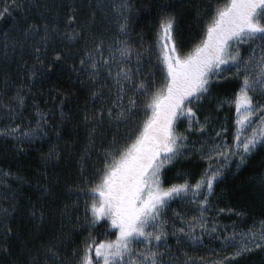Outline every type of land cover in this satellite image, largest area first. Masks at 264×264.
<instances>
[{"label": "snow or ice", "instance_id": "6c2138e0", "mask_svg": "<svg viewBox=\"0 0 264 264\" xmlns=\"http://www.w3.org/2000/svg\"><path fill=\"white\" fill-rule=\"evenodd\" d=\"M16 6L22 15L0 38V64L4 66L0 94L11 92V102L3 105L5 115L11 119L0 133L20 141L17 154L30 150L25 144L37 150L36 138L48 135L44 131L50 127L48 110H41L33 101L36 122L29 119L30 127H25L23 133L21 124L15 122L17 112L22 111L35 80L58 71V66L71 57L79 87L87 93L80 105L79 121L72 127L85 126L87 141L77 158L80 178L64 190L85 197L84 218L82 223L77 212L72 227L63 226L70 219L68 213L78 210L80 201L60 202L59 174L50 179L47 169L58 165L61 152L58 143H50L46 152H39L44 170H36L35 180L25 178L19 171L3 170L5 177L16 175L19 184L4 196L11 202L0 207V254L6 258H0V264H235L236 259L253 249H264V221L259 232L255 223L239 234L235 229L232 233L225 231L220 237L221 247L232 251L210 261L204 257L193 260L187 253L181 260L167 244L165 230V214L173 201L197 205L199 215L186 220L181 216L183 226L173 225V235L177 244L203 246L202 235H197L196 230H208L204 209L211 204L214 185L223 176L227 161L235 160L239 168L250 154L264 146V0L198 4L194 19L199 39L186 36L179 26V5L175 0H157L159 23L154 40L145 44L141 38L139 48L129 42L134 13L128 0L111 5L118 17V33L107 41L93 27L96 10H102L103 4L95 5L83 19L78 15L82 6L75 0H35L34 4ZM33 8L34 17L29 14ZM7 11L0 10V17ZM77 41H82L78 49L67 46ZM188 41H194L190 47H186ZM77 52L79 60L75 59ZM145 58L151 67L142 73ZM14 69L20 70L16 79ZM157 70L161 73L160 83L155 77ZM149 75L151 81L147 79ZM220 82H232L234 89L231 94L217 97L216 104L217 111L225 103L235 106L231 141L227 116L213 117L211 112H206L203 119L200 116L204 99L212 98L213 85ZM54 91L60 96L55 108L61 109V119L53 125L59 141L64 123L72 119L62 109L65 97L71 98L72 93L59 88ZM138 97L143 100L138 102ZM52 99L55 101V96ZM216 120L221 123L216 124ZM181 122L185 126L178 131ZM193 132L199 140H189ZM64 143L71 151L73 141ZM93 150L97 156L92 160L90 180L84 174V161L92 158ZM194 154L206 162L195 181L189 170L178 168L177 176L183 179L165 185L168 169L185 163ZM253 180L264 196V169ZM25 186L31 192H23ZM49 213L53 221L59 213V228L42 227ZM173 213L179 215L175 210ZM101 225L103 231L94 235L93 229ZM215 227L214 224L212 235H216ZM84 228L88 232L69 252L75 233ZM110 232L115 233L114 237L107 235ZM101 235L107 238L100 239ZM93 250L94 257L90 254ZM218 251L212 246L208 255Z\"/></svg>", "mask_w": 264, "mask_h": 264}, {"label": "trees", "instance_id": "16d2710c", "mask_svg": "<svg viewBox=\"0 0 264 264\" xmlns=\"http://www.w3.org/2000/svg\"><path fill=\"white\" fill-rule=\"evenodd\" d=\"M66 3H71L72 0H65ZM157 0H128V3L132 6L133 15L131 17V32L129 33L130 40L136 48L140 47V40L147 44L149 41L154 40L156 26L159 23V17L155 8ZM176 4L179 5L177 8L179 16V26L183 30L184 34H189L199 39V26L196 24L194 19L195 9L198 4L214 2V0H175ZM23 3L25 6L34 4L35 0H0V10L7 9L8 11L0 17V38L4 33V30L16 19H19L22 13L19 10V5ZM75 3L81 5L78 13L79 17L87 16L97 4H103L102 10L97 9L95 13V23L93 27L96 33L103 34V37L107 41L108 39L114 38L118 33V24L116 23L118 17L116 11L111 8L113 3H119V0H75ZM63 12V9H61ZM29 14L35 16V9H30ZM21 23L23 21L21 20ZM2 42V39H0ZM194 41H188L186 47H190ZM82 44V41H77L73 44H68V47L78 49ZM80 54L77 52L75 59L79 60ZM72 58L70 57L61 65L58 66V71L52 72L44 79H36L32 85V93L27 96L26 102L22 107V111L18 110L16 123L21 124L20 132L23 133L25 127H30L28 120L31 119L36 122V116L33 111V101H36L41 110L47 109L49 112L48 120L50 127L45 128L44 131L48 133L43 139L37 137L35 141V149L32 145L25 144L30 150L27 152H20L17 154L16 145L20 143L19 140L13 139L11 136H5L0 133V207H3L5 203H10L11 200H4L6 193L10 194L12 189L19 184V180L16 175L5 177L3 170L11 169L13 173L19 171L20 175L25 178L31 177L33 180L36 179L35 172L37 169L43 171V161L39 159V152H46L50 143H58L60 148V160L58 165L53 168L48 167L49 178L52 175L59 174L61 183L59 184L57 191L61 193L60 202L71 204L74 200H79V208L73 209L68 213L69 220L63 222V226L66 229L72 227V222L75 221L77 212H79L81 222L83 223L84 218V199L85 197H77L74 192H68L64 189L67 185H72L77 182L81 174V166L77 162V158L80 155L81 149L84 147L87 141V129L81 125L79 128L72 127L80 118V105L83 104L87 93L79 87V77L74 69L71 68ZM31 60H29V64ZM133 66H135V60H133ZM46 67V65H45ZM151 63L148 58L143 61L142 73L149 71ZM4 71L3 64H0V72ZM19 69L13 70V79H16V72ZM27 72V69L24 70ZM155 77L157 83L161 81V73L155 71ZM149 81L152 80V76H147ZM19 82V80H17ZM25 82L27 80L25 79ZM55 88H59L62 92H71V98L65 97L62 109L64 113H70L72 119L64 123L61 132L60 140L57 141L55 137L54 124L56 121L61 119L60 108H55L56 104L60 103V96L54 91ZM232 82H220L213 85L211 96L214 100V105L217 104V97L223 96L228 93L231 94L233 91ZM55 96V101L52 97ZM11 92L7 94H0V128H4L9 125L10 117L5 115L6 110L3 105L10 103ZM207 98V97H206ZM205 98V99H206ZM204 99V100H205ZM142 97H138V102L142 101ZM53 109L54 112H53ZM204 112H211L213 117L227 116L228 120V139L231 141L232 129H233V117H232V106L228 107L227 103L223 105L222 110L217 111L211 103H207L204 107ZM204 116V115H203ZM201 116V119H203ZM259 119V117H257ZM216 124H220V120L215 121ZM179 130H183L185 124ZM178 130V131H179ZM109 135L111 133L109 132ZM196 138L199 140V136L196 133L189 134V140ZM66 140H72V148L69 151L68 146L64 143ZM91 159L84 161V174L91 180V166L92 160L96 158V151L93 150ZM219 163L224 164L225 161L220 160ZM206 162L201 160L199 155H193L182 165H175L168 169L177 172L178 168L187 169L192 168L191 180L194 182L195 178L199 176L200 170L205 166ZM197 169V170H196ZM264 169V146L257 148L250 156L246 159V162L236 167L235 160L227 161L224 169L223 176L218 179L214 185V194L211 198V204L208 208L204 209V218L206 222L207 231L201 233L199 227H197L196 234L202 235L203 246L198 248H192L184 244H177V238L173 235V225L176 228L183 226L181 224V216L186 220L188 217L198 216L200 209L197 205L191 203H185L177 199L173 201L168 208L166 218L168 220L167 228L165 229L168 235L167 244L173 248L174 251L179 253L180 259L183 260V253H187L189 257L195 260L196 257H204L205 261H210L215 258L219 260L221 256H226L227 252L232 251V248H222L220 237L224 235L225 231L232 233L235 229L239 234L241 231L248 229L253 223H255L256 230L259 232L261 221H264V196H262L259 184L253 180V176ZM196 170V171H195ZM168 171L164 174V178L169 177L170 183L180 182L183 177L175 176L171 178ZM170 183H166L170 184ZM23 192H31V189L27 186L23 188ZM33 193V198H35ZM203 198V197H201ZM89 200L92 197H88ZM173 210L179 215H174ZM243 213V215H237V213ZM105 223L107 221L105 220ZM215 224L216 235H212L213 225ZM61 226V218L59 213L55 215L53 221L52 214L49 213L45 217V223L42 226L44 229L51 230V228H59ZM103 225L99 228L93 229V234L96 232L103 231ZM88 232L87 228L82 231L75 233L76 239L68 245V251L70 252L73 245L79 240L81 236ZM46 235V233H44ZM109 237H114L115 233L110 232L107 234ZM100 239L107 238L104 235L99 237ZM3 245V239H0V246ZM163 247V245H161ZM214 246L218 249V253H214L213 256H209L208 253L211 251V247ZM133 247H140L139 244H134ZM180 250H183L182 252ZM15 252V247H13ZM93 257V251L90 253ZM0 258L2 254H0ZM6 259V258H4ZM235 264H264V249H253L249 254L242 256L235 260Z\"/></svg>", "mask_w": 264, "mask_h": 264}, {"label": "rangeland", "instance_id": "374dc122", "mask_svg": "<svg viewBox=\"0 0 264 264\" xmlns=\"http://www.w3.org/2000/svg\"><path fill=\"white\" fill-rule=\"evenodd\" d=\"M232 92H233V91H232ZM211 97H212V96H211ZM215 101H217V99H216ZM206 102H207V103H211V104L213 105V107L216 108V105H214L213 97H212L211 99L206 98V99L204 100V102H203V105L201 106L200 116H203V115L206 113V112H204V111H205V110H204V107H205V105H206ZM227 106H228V107L232 106V117H233V120H234L235 106H234V105H228V104H227ZM182 126H183L182 122L179 123V124H178V127H177V130H179ZM179 131H180V130H179ZM194 155H196V154H194ZM179 165H182V164H179ZM191 169H192V168H187V170H189V171H192ZM196 170H197V169H196ZM196 170H195V171H196ZM168 173L170 174L171 178H174L175 176H177V172L174 171V170H169ZM170 180H171V179H169V177H167V178L165 177V178H164V183H165V184H166V183H170ZM93 254H94V256H95V252H94V250H93Z\"/></svg>", "mask_w": 264, "mask_h": 264}]
</instances>
